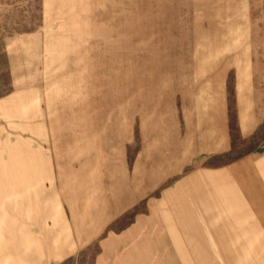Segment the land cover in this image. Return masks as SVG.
Segmentation results:
<instances>
[{"label":"rangeland","instance_id":"rangeland-1","mask_svg":"<svg viewBox=\"0 0 264 264\" xmlns=\"http://www.w3.org/2000/svg\"><path fill=\"white\" fill-rule=\"evenodd\" d=\"M0 264H264V0H0Z\"/></svg>","mask_w":264,"mask_h":264}]
</instances>
